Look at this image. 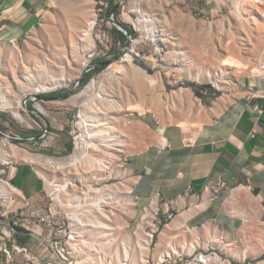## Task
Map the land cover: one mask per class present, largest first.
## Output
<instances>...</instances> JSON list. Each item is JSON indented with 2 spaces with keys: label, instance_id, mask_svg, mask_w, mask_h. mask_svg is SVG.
I'll use <instances>...</instances> for the list:
<instances>
[{
  "label": "crops",
  "instance_id": "crops-1",
  "mask_svg": "<svg viewBox=\"0 0 264 264\" xmlns=\"http://www.w3.org/2000/svg\"><path fill=\"white\" fill-rule=\"evenodd\" d=\"M90 1L0 0V47L19 46L45 21L58 22L61 13L68 22L63 27H80L98 0ZM225 83L204 86L200 94L186 87L171 95L163 110L146 107L130 119L117 177L128 187L133 220L147 211L163 218L149 244L150 264H168L181 253L208 247L229 264H264V77L244 74ZM67 94L39 97L46 103ZM57 120L43 118L37 126L16 130L0 116V191L10 197L0 232L15 212L38 205L45 190L23 154H65L73 148L69 129L55 128ZM9 131L15 138L4 144L2 132ZM4 161L17 166L14 173L9 166L1 171ZM10 226L20 243L45 251L39 243L43 226H31L32 232Z\"/></svg>",
  "mask_w": 264,
  "mask_h": 264
},
{
  "label": "rangeland",
  "instance_id": "rangeland-1",
  "mask_svg": "<svg viewBox=\"0 0 264 264\" xmlns=\"http://www.w3.org/2000/svg\"><path fill=\"white\" fill-rule=\"evenodd\" d=\"M237 1H241L242 20H238L235 15L239 6ZM243 2L244 0H114L104 13L106 16L104 29L110 36V50L106 56L91 58L92 64L98 60L105 61L104 68L98 71L94 68L84 71L85 67L81 65L82 53L90 49L87 48L85 51L82 45L81 51L75 52L72 48V44L80 41V30L86 22L78 28L63 27L61 23L67 24L68 22L66 14L61 13L58 22L52 19L45 21L42 26L34 29L19 46L0 47V78L11 83L18 95H23V90L48 85L52 78L57 79L52 82L54 87L25 96L24 107L28 122L20 121L8 107H0V116L9 120L16 130L37 126V122L42 123L43 118L50 120L56 116L58 120L53 121L55 128L70 129L72 125L81 126L85 120V113L95 116L94 109L88 108L91 103L90 99L94 95L109 93L110 101L127 104L126 100L121 101L120 91L127 89L134 92L142 88L148 92L149 101L152 100L159 105V107L153 105L151 109L162 108L163 110L168 105L166 101L170 96L181 94L180 91L186 87H192L196 94H200L199 90L204 86L221 88L231 78L244 74L264 77L261 71H253V68H261V65H264V22H256L254 18L257 16L256 10L250 11L249 5L243 8ZM260 6L264 8V3H260ZM113 10L115 21L109 18ZM91 13L89 12V16ZM130 34L133 36L130 37ZM131 50L135 53L132 62L137 67L136 70L128 68L130 70L128 73H106L108 66L119 63ZM231 56L248 62L250 68L238 70L230 63H223L225 59L232 58ZM68 58H71L72 65H67ZM38 60L44 61L40 71L35 69V63ZM22 64L28 66L32 74L30 80L26 78L27 73L23 71ZM189 69L194 73H202V78H193L187 72ZM90 73H92L91 76L83 85H80L79 80ZM145 74L159 75L160 83L149 88L143 78ZM15 77L25 81L23 88H18L17 83L13 81ZM62 77L64 78L61 79ZM92 79L94 81L90 85ZM172 90L176 92H171ZM57 92L68 93V97L61 101L46 103L42 102L39 97ZM7 98L11 100L10 96ZM96 98L101 102L98 96ZM100 105L103 110L100 113L102 118L107 120L125 141L123 147L125 151L119 158H114L105 170L99 166L91 169L88 177L76 174V180L67 179V176L61 172L54 173L35 164L34 167L41 177L45 175L47 179L57 183L69 180L77 186V190L71 189L70 184L64 190L53 192V187L50 188L43 177L41 179L45 189L53 197V200L50 199L51 206L54 207L51 219L56 222L54 226L57 230L75 229L72 223L76 216L78 218L84 216V220L87 218L88 220H102V216L104 217L102 213L105 212L109 215L108 220L104 217L105 221L112 225V229H105L101 226L79 228L83 230L87 241L86 252L93 256L97 254L90 249L89 241H91L97 245L99 243L103 245L108 258L111 255L114 257V254L116 256V252L121 258L124 256L120 249L126 242L130 248L131 257L129 259L124 257V260L131 263L132 258L141 252L138 250L139 238L148 232L147 227L152 224V219L149 221L140 218L135 221L131 218L133 207L130 198L122 190L124 186L117 177V169L128 146L129 122L137 116V113L127 107L116 109L105 103ZM29 107L36 111L31 112ZM56 112L59 115H55ZM63 118H67L68 122L63 121ZM93 119L97 120L95 117ZM8 133L15 136L10 131ZM33 152L64 158L75 151L72 148L65 154H53L44 150ZM80 168H83L82 163ZM81 177L86 178L84 180L86 184L95 190L88 198L81 194L80 188L78 189L82 181ZM103 199L109 201L106 204L108 211L99 210L101 211L99 213L96 209L103 204ZM148 213L149 211L146 212ZM68 217L72 218L67 220ZM108 232H110L109 235ZM42 233V238H47L48 228L45 227ZM40 242L43 245L47 244L43 240H39ZM35 249L33 248L34 252H36ZM151 252L152 250L149 249V257ZM114 264H120V262L115 260Z\"/></svg>",
  "mask_w": 264,
  "mask_h": 264
},
{
  "label": "bare ground",
  "instance_id": "bare-ground-1",
  "mask_svg": "<svg viewBox=\"0 0 264 264\" xmlns=\"http://www.w3.org/2000/svg\"><path fill=\"white\" fill-rule=\"evenodd\" d=\"M90 2H91L90 0H85V1L77 0L78 5H82V4L84 5ZM238 3H239V6H238V10L235 15L238 20H242L243 16H242L241 1ZM260 3H264V0H244L242 5H243V8L245 5H249L251 7L250 11L256 10L257 16H254L255 21L256 22L260 21L263 23L264 22V8L260 6ZM91 9L92 10L90 12L92 13L87 18L85 25L80 30V41L76 44H72L73 46L72 48L75 52L81 51L82 45L84 46L85 51L87 50V48L91 49L94 47L93 45L95 43H94V39L92 36V28L95 22V13L93 12L94 11L93 6L91 7ZM82 55H83V60L81 62V65L84 68L88 60L85 57V52L82 53ZM134 55L135 53L132 50L126 53L119 63H114L108 66L106 68V73L108 74H112V73L114 74L117 72L128 73L130 71L128 68H130L133 71L136 70L137 67L134 66L132 62ZM68 59L69 60L67 61V65H72L71 58H68ZM43 62L38 60L35 63V69H37V71L38 70L40 71V68L42 67V65H44ZM122 62H126V63H122ZM226 62L230 63L231 65L236 67L238 70L250 68L248 62L244 61L243 59L239 57H232L229 59L227 58L224 60L223 63H226ZM22 69L23 71H25V73H27L26 78L30 80L32 77V74L30 70L28 69V66L26 64H22ZM253 71L255 72L261 71L262 73H264V65H261V68H257V67L253 68ZM187 72L195 79H201L203 76L202 73L200 72L194 73L190 69L187 70ZM63 78L64 77H62L61 79ZM143 78L145 79L149 88L155 86L157 83L159 84L160 83L159 80H161V77L159 75L153 76L150 74H145ZM56 80H57L56 78H52L50 84L39 85L34 88H29L25 91L23 90V95H18L16 93V90H14L11 83L4 80L3 78H0V107L11 108L14 116L18 118L20 121L26 123L28 122V116H27L26 109L24 107L25 96L28 95L29 93L41 92L43 90H47V89L54 87L53 86L54 84L52 82ZM13 81L17 83V86L19 89L23 88V84L25 83L23 79L15 77L13 78ZM93 81L94 80L92 79V82L90 83V85L93 84ZM120 95L122 99L121 101L126 100L127 104H123L120 102L115 103L113 102V100L110 101L109 97L111 95L109 93H106L105 95L92 96V98L90 99L91 103L89 104L88 108L94 109L95 116L93 115L91 116L85 113V116H84L85 120H83V123L81 124V128L83 130V141L79 146H77L75 152L71 154L70 156H67L64 158H57V157L47 156V155L38 154V153L35 154L31 152H26L25 154H23V158L29 161L30 163H32L33 165L35 164V165H38V167L49 169L54 173H57V172L64 173V175L67 176V179H70V180H76L75 179L76 174H79V176L85 175V177H88L90 170L93 168H97L98 166L101 169L105 170V168L108 167L109 163L114 158H119L121 153L125 151V149L123 148L125 145L124 143L125 141L124 139H121V134L116 133L117 131L115 130V128L107 120L102 118L100 113H102L103 110L101 109L100 104L105 103L106 105L112 106L116 109H122L123 107H127L128 109L139 110V112L144 111L146 107H151L153 105H156L157 107H159V105L156 102L152 100L149 101L148 92L142 88H138L134 92H131L127 89H123L120 91ZM8 96H10L12 101L9 100V98H7ZM97 96L99 97L101 102L97 101V98H96ZM94 117L97 120H94L93 119ZM81 163H82L83 168H80ZM42 177H43V180L45 179L47 181L48 186L52 188V185H54V181H51V179L50 180L47 179L45 175ZM81 178H82V181L78 189L80 188L79 191L81 192V194L85 196V198H88L91 196V193L95 190L90 185L86 184V181H84L86 180V178L85 179L84 177H81ZM69 185L71 186L70 187L71 189L77 190V186H75L76 184L73 181L71 182L69 180H65L64 183H59V188L55 190H59V191L64 190ZM52 190H54V188H52ZM122 190H125L127 193H129L127 186H124ZM102 202L103 204H101L96 209L98 210L99 213H101V211H108L107 210L108 208H106L107 207L106 204H108L109 201L103 199ZM102 215H104V217L107 218L108 220L109 215H107V213L103 212ZM153 215H154V212L149 211L148 214L144 215V219H148L150 221L153 218L152 217ZM104 217L102 216V220H90V219L88 220V218L84 220L83 218L82 224L85 227L86 226H94V227L101 226L105 229H112V225L107 223ZM107 234L109 235L110 232H108ZM151 239H152L151 234H145L144 236H141L139 238L138 250H140L141 252H139L140 253L139 255H136L134 258H132L131 263L127 262V260H124L125 259L124 257H126L127 259L131 257L130 248L126 244V242L123 243L120 249L121 254H123L124 256L121 258L117 256V252H116V256L114 254V257L113 255H111L110 258H108L106 256L103 245H101L100 243L99 245H97L94 242L89 241V246H91L90 249L95 250V252L97 253L96 256H94V260H93L94 264H114L115 260L117 262H120V264H150L151 259L149 260L148 251H149V244L151 242ZM211 264H229V263H222L217 259V260H214Z\"/></svg>",
  "mask_w": 264,
  "mask_h": 264
},
{
  "label": "built area",
  "instance_id": "built-area-1",
  "mask_svg": "<svg viewBox=\"0 0 264 264\" xmlns=\"http://www.w3.org/2000/svg\"><path fill=\"white\" fill-rule=\"evenodd\" d=\"M112 1L98 0L96 2V7L93 11L95 12V22L92 28V36L95 44L92 49L87 50L85 53V57L88 60L84 69L85 71L92 70L96 65L95 63H91V58L94 56H106L107 52L110 50V36L104 29L106 18L104 13L107 11ZM114 16L115 13L112 11L109 16L110 20L115 21ZM139 24H141L140 21ZM129 36L132 37L133 35L130 34ZM16 126L19 128L18 125ZM2 133L4 135V144L10 143L15 138V136L8 132ZM69 133L72 138L73 151H75L77 146L83 141V130L81 126L75 127L72 125L69 129ZM6 166L12 168L13 173L17 169L16 165L4 161L3 168L1 169L2 172H5ZM52 187L54 188L53 192L58 191L55 189L59 188V183L54 181ZM218 191V188L214 189L216 194ZM9 199L10 197L8 195L0 191V217L6 214L4 212ZM50 199L53 200V197L45 189L38 205H29L27 209L15 212L14 215H12V222L2 228L0 232L1 264H94L93 254L90 255V253L88 254L86 252L88 247L86 245L87 241L83 230H79V228L83 227L82 221L84 216L79 218L76 216L73 218L72 224L75 226V229H69V231L57 230L54 226L56 222L51 219L54 207L51 206ZM46 210L49 212L47 213ZM152 217V224L148 225L147 228H149V230L146 234H151L153 238L154 234L159 230L163 218L159 216V214H155ZM70 218L72 217H68L67 220ZM10 225H21V227L28 232H32V228L30 227L33 225L43 226V230L45 227L48 228L47 238H42V235H40L41 240L47 242V244L44 245L45 251L37 253L28 245L20 243L16 239ZM62 238L64 239L63 241ZM91 250L95 252V250ZM217 259L222 263H230L228 259L223 258L218 251L214 250V248L208 247L191 255L181 253L176 259L168 264H211Z\"/></svg>",
  "mask_w": 264,
  "mask_h": 264
},
{
  "label": "trees",
  "instance_id": "trees-1",
  "mask_svg": "<svg viewBox=\"0 0 264 264\" xmlns=\"http://www.w3.org/2000/svg\"><path fill=\"white\" fill-rule=\"evenodd\" d=\"M104 63H105V61H101V60L96 61L95 62L96 65L94 66L95 71L103 69L104 68ZM91 74L92 73H90L89 75H86L85 77H83L81 82H80V85H83L86 82V80L91 76ZM73 93H71V94H73ZM66 97H68V96H66Z\"/></svg>",
  "mask_w": 264,
  "mask_h": 264
},
{
  "label": "water",
  "instance_id": "water-1",
  "mask_svg": "<svg viewBox=\"0 0 264 264\" xmlns=\"http://www.w3.org/2000/svg\"><path fill=\"white\" fill-rule=\"evenodd\" d=\"M114 11V10H113ZM85 71V70H84ZM81 80H79V84H80Z\"/></svg>",
  "mask_w": 264,
  "mask_h": 264
}]
</instances>
